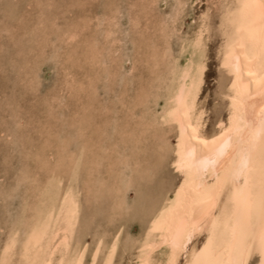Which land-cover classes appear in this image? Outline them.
<instances>
[{
	"label": "rangeland",
	"instance_id": "rangeland-1",
	"mask_svg": "<svg viewBox=\"0 0 264 264\" xmlns=\"http://www.w3.org/2000/svg\"><path fill=\"white\" fill-rule=\"evenodd\" d=\"M180 1L182 5H179ZM223 3L222 0H156L150 6L149 17L142 16L139 25L134 26L130 22V16L144 4L141 0H0V246L8 229L19 215L23 198L32 193L33 187L27 188L25 180L18 181L22 176L21 172L24 173L26 168L30 173L37 171L45 176L44 170L41 169L44 158L37 154L46 150L51 157L56 153L57 144L62 145L61 143H65L70 151L76 150L79 142L86 136L87 140L99 139L98 136L105 140L102 142L99 140L98 147L116 143L115 149L111 150L114 152L109 154V150L106 157L115 159L117 157L118 171L122 167L121 171L125 173L124 175L120 171L119 180L121 182L123 180L124 186L128 185L126 207L120 214L112 213L109 194L95 200L94 198L90 201L84 200L81 223L75 238L86 246L87 262L98 238L103 236L104 240H110L118 230L121 239L113 264H128L129 259L130 262L135 259L134 249L128 245L129 241L137 239L143 229L149 228L154 210L165 196L173 195L183 180V175L172 163L175 156L173 150L160 161L155 159L162 127L151 122L152 126L147 124V139L144 141L140 138L142 143L137 141L138 136L134 137L135 139L120 135L121 138H125L121 139L117 136L119 131L127 134L122 128L126 125V118L131 120V123H139L141 126V121L143 123L152 119V113L158 109L154 88L156 83L153 81V72L156 69L148 67L147 60L151 50L147 48V41L144 42L143 38L153 36L154 40L162 43L164 36L158 26L163 19L165 32L170 35L172 54L177 56L183 39L194 34L200 16L208 15L206 69L198 103L200 108L204 107L206 110L205 135L216 134L219 130L218 120L227 118L226 104L229 99L225 96L226 79L229 77L220 65L223 42L220 19ZM115 10L118 18L111 28L115 31V37H112L116 39L111 42V38L105 39L107 29L110 28L108 21L104 20L101 25L97 23L98 18L107 17ZM50 14L55 16L58 26L51 34L43 36L42 40L41 37L38 39L35 31L38 26H44L40 24L43 20L49 22ZM81 17L88 21V27L78 28L82 30L79 37L73 41L59 37L61 29L66 24L79 20L83 22ZM88 36L99 41V47H109L112 44L117 53L110 54L104 48L101 60L97 61L92 56L87 57L84 53V42ZM39 41H42L41 44ZM35 47L43 50H33ZM109 71L114 72V75ZM149 87L152 89L149 91L148 99L145 101L138 98L142 97L145 88ZM85 125L88 126L83 131L84 136L81 133L79 135V126ZM119 126L122 130H119ZM111 136L113 138L108 140ZM179 138L178 130L168 127L163 140L167 145L175 146ZM106 140L109 143L105 144ZM116 145L122 148L125 146V149L119 150ZM133 145L140 150L135 146L134 149ZM131 150L134 155L139 152V156L134 157ZM120 154L123 156L121 162L127 156L134 160L131 159L130 167L127 168L120 162L119 158L122 157ZM139 162L141 165L144 164L141 166L142 171L140 168V171L136 169L140 166ZM104 165L100 167L106 168ZM105 168L100 169L104 172ZM40 170H43V173ZM83 176L84 174L80 180H83ZM80 184L83 185L82 181ZM202 239L203 234L199 236L198 242Z\"/></svg>",
	"mask_w": 264,
	"mask_h": 264
},
{
	"label": "bare ground",
	"instance_id": "bare-ground-1",
	"mask_svg": "<svg viewBox=\"0 0 264 264\" xmlns=\"http://www.w3.org/2000/svg\"><path fill=\"white\" fill-rule=\"evenodd\" d=\"M141 1L144 4L138 7V10L135 12L133 11L130 16V22L134 26L139 25L140 21L142 20V16L149 17V13L151 12L150 6L156 0ZM222 1L224 2V7L220 19V30L222 31L223 35V42L221 48L220 65L221 68L226 72V75L229 77L226 79L227 91L225 93V96H227L229 99L226 104L227 118L218 120L217 123L219 125V130L216 134L211 136L205 135L206 133L204 131V127L206 122L204 116L206 110L204 107L200 108L198 103V98L203 84V76L206 69V40L209 26L208 15L203 14L200 16V21L197 25V28L193 32L194 34L183 39L180 51L178 52L177 56L172 54L173 51H171L169 42L170 35L169 33L165 32L166 27L163 19L160 21L158 26V29L162 31V35L164 36L162 43H158L156 40H154L152 38L153 36H144L145 38H143V40H145L144 42L147 41V48L151 50V54L147 60L148 67L149 69H156V71L153 72L154 77H152L153 81L156 83L154 88L156 90L155 97L158 109L154 110L152 113V119L150 118L147 122L143 123L141 121V126L139 123H131V120H128V118L125 117L127 119L126 125L124 124L125 126L121 127L126 131L127 134L125 135V132L123 133L122 131H119L117 132V134L119 133L117 136H126V138L131 139L138 136L136 137L137 141H140V138L141 140L147 139V124L152 126V124H150L151 122L156 126L162 127V136H160V143L157 145L158 151L155 156L156 160L160 161V159L164 158L166 154L169 153V151L173 150L175 156L172 163L176 165L179 160V157L176 155L178 143L181 145L179 149L181 152L184 151L185 146L189 143L196 146L198 159L193 162L189 169H186L185 171H178L183 175L181 184L184 185L183 189L180 185V187L173 193L171 197H168V195L165 196L161 204H159V206L152 213V223L149 224V228L143 229L142 234L137 239L129 241L128 245L135 250H133L135 259L130 262L131 259L128 258L130 260L128 261V264H168L172 253L171 238L169 237L167 229L163 231L154 230L153 222L157 220L170 221L172 219L177 208L178 192L181 194V199L187 197V203L191 204L196 198L198 187L203 190L213 184L214 173L212 167L211 165H205L203 161L212 155L213 149L219 150V141L217 145L209 144L207 147L200 142H211L216 137H222V134L226 135L230 125L233 127L236 126V124L239 122L238 117L241 115L248 123L254 122L257 127L259 126L260 113L262 109H264V101L261 100V89L259 88V80L261 77H264V66H262L261 62V57L264 55V52H262L259 41H257L255 44H246L243 54L239 57V65H237L236 52L240 51V49L233 47L236 44L237 37L233 25L229 23V17L238 13L239 5L242 3V0ZM179 5H182L181 1ZM132 6L135 7L136 5L132 4ZM117 18V10L111 11L107 17L98 18L97 24L99 25H101L104 20L108 21L110 28L107 29L105 39L109 40V38H111V42L116 39L114 38V28L112 29L111 27L116 24L115 22ZM48 21L49 22L43 20V22H40V24H44V26L37 27L38 29L35 32L39 36L38 39L41 37L42 40L43 36L45 37L46 35L51 34L53 30H55V27L58 26V22L55 20V16L53 14H50ZM79 27L83 29L88 27V21L83 19V22L79 20L72 24H66L65 27L61 29L62 32L59 37H66V39L69 41L75 40L77 37H79L80 32H82V30L78 29ZM192 31L190 33H192ZM93 37L88 36L86 38V42H84L85 44L83 43L85 47L84 53L87 55V57L92 56L97 59V61L101 60V57L103 58L104 56V48L107 49L110 54L117 53L114 46H111L112 44L109 46L110 48L104 46L99 47V41ZM40 48L42 47L40 46ZM33 50L43 49H37V47H35ZM39 55L41 54L39 53ZM237 67L243 69V76L237 75ZM110 72L111 71H109V73ZM110 74L114 75V72H111ZM250 81L253 82L250 83ZM145 89L146 90L143 91L144 97L140 94L142 97L138 98H143L146 101L148 99L149 91L152 89V87ZM89 115L92 116L91 114ZM87 117L89 116L87 115ZM87 126H79V135L81 133L84 136L83 131L85 127L87 128ZM168 127H173L178 130L180 138L175 146L167 145V143L163 140L168 131ZM111 129L113 128L111 127ZM119 130L122 129L120 128ZM79 135L77 136L79 137ZM192 136H195V139L190 140L189 138ZM86 138L79 142L76 150L71 149L70 151L65 143H61L62 145L57 144L58 146L55 149L56 153L52 155L53 157H50V155L46 153V150L42 153H38L37 156H42V158H44L41 169L44 170L45 176L42 174L41 176L40 172L38 173L37 171H31L30 173L29 169L26 171V168L24 173L21 172L22 176L18 178V181L20 179L25 180L27 188H33L31 189L32 193L29 196L23 198L19 215L8 229L0 246V261H3L4 264H113L121 239L120 232L118 230H116L117 232L114 233V236L110 240H104L103 236L98 238L94 245L92 255L87 262H85L86 246L82 243V241L76 240L75 238L77 233L76 231L80 227L81 223V214L83 213L82 207L84 200L90 201L93 198V200H95L97 198H101L103 195L106 196V194H109L108 198L112 213L114 212V214H120L122 211H124V207H126L125 196L127 194L126 192L128 185L124 186V184H122L123 180L122 182L119 180L121 177L120 173L122 172V167L120 169L121 172L118 171L119 168H117L116 161L117 157L116 159L114 157V159L112 157H106L109 150V154L114 152L111 150L115 149L116 143L112 142L113 145L110 143L111 146H105L102 143L104 147H98V141L101 140L100 137L97 136L99 139L96 140L95 138L93 140H91V138L87 140ZM108 138L106 137V139ZM112 138L113 137L111 136V138L108 140ZM122 138L125 139L124 137ZM108 140H106V143H104H109ZM162 141H164V144L161 143ZM140 142L142 143V141ZM139 144L140 143L138 142V145ZM134 146L135 145H133V147ZM116 147H119V150L122 148L118 145H116ZM135 147L137 148V146ZM138 148L137 150H140V148ZM127 151H124V153ZM228 152V155L224 156L222 159H218L216 168L217 173H219L222 168L229 167L231 165V157L234 156L235 153L232 151V149H229ZM119 153L117 155H119ZM124 153H122V155ZM131 153L133 154L132 150ZM138 153L137 155L133 154L134 157L139 156ZM123 156H125V154ZM123 156L119 158L120 162L123 160H121ZM148 156L145 157V161ZM131 159H129L127 156L121 163H123L124 166L128 168L130 165H132L130 163ZM140 159H142V157H140ZM132 161L134 160L132 159ZM102 164H105L106 168L100 167ZM119 165L122 166L120 163ZM143 165L140 164V166H137L138 168L136 167V169L139 170L140 168L141 170V166ZM100 168H105L106 170L102 172ZM43 170L40 171L43 173ZM126 173L128 172L126 171ZM83 174V180H80ZM80 181H82L83 185L80 184ZM154 218L155 220H153ZM83 219L84 218H82V220ZM202 234L203 239L198 242V238ZM206 240V230L194 233L191 239L188 240L185 250L179 253L177 257V264H192L193 253L195 252L196 254H199L200 250L204 248ZM126 247L128 246L126 245ZM131 256L133 257V255ZM181 258L183 259L181 260Z\"/></svg>",
	"mask_w": 264,
	"mask_h": 264
},
{
	"label": "snow or ice",
	"instance_id": "snow-or-ice-1",
	"mask_svg": "<svg viewBox=\"0 0 264 264\" xmlns=\"http://www.w3.org/2000/svg\"><path fill=\"white\" fill-rule=\"evenodd\" d=\"M229 23L237 37L233 47L240 49L236 52L237 65L246 44L259 41L264 52V0H242L238 13L229 17ZM261 62L264 66V55ZM243 74V69L237 67V75ZM259 88L264 101V77L259 80ZM238 121L236 126L230 125L226 135L211 142H200L207 147L219 141V150L213 149L212 155L203 161L212 167L213 184L203 190L198 187L191 204L187 203V197L181 199L178 192L172 219L153 222L154 230L167 229L171 238L172 253L168 264H177L179 253L185 250L192 235L205 230L204 248L199 254L193 253L192 264H264V109L258 127L254 122L245 121L242 115ZM180 147L178 143L179 160L174 167L177 171H185L198 155L196 146L190 143L183 152ZM229 149L235 153L231 165L217 173V161L228 155Z\"/></svg>",
	"mask_w": 264,
	"mask_h": 264
}]
</instances>
